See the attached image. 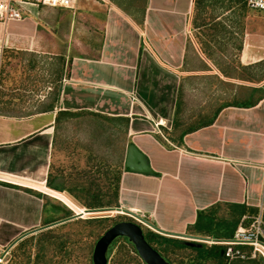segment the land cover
Wrapping results in <instances>:
<instances>
[{
    "label": "crops",
    "instance_id": "0c3cea01",
    "mask_svg": "<svg viewBox=\"0 0 264 264\" xmlns=\"http://www.w3.org/2000/svg\"><path fill=\"white\" fill-rule=\"evenodd\" d=\"M94 2L97 49L69 59L56 111L0 113V250L52 223L50 204L58 198L52 193L69 200L47 184L58 109L98 112L125 125L119 208L146 213L157 232L181 237L201 210L216 204L256 208L261 201L264 78L251 101L223 104L211 123L216 112L177 132L184 79L195 63L188 59L194 0ZM45 7L32 6L26 18L0 23V51L44 45L49 30L41 33L39 19L58 11ZM263 25L247 31L241 61L264 63ZM131 144L151 173L126 167Z\"/></svg>",
    "mask_w": 264,
    "mask_h": 264
},
{
    "label": "rangeland",
    "instance_id": "374dc122",
    "mask_svg": "<svg viewBox=\"0 0 264 264\" xmlns=\"http://www.w3.org/2000/svg\"><path fill=\"white\" fill-rule=\"evenodd\" d=\"M83 2L81 7L57 8L55 13L39 19L41 33L49 30L44 45L0 51L1 114L29 116L38 113L54 101L68 74L69 59L75 54L88 55L97 49L93 37L96 33L91 28L96 3L94 0ZM194 2L188 59L194 57L195 63L194 70L189 71L184 79L183 110L179 113L181 122L177 132L209 119L223 104L251 101L257 94V83L264 78V63H250L254 57L241 61L247 31L255 30L258 22L264 24V12L250 10L245 0ZM45 19H49V26ZM57 127L52 176H59L58 181L68 180V186L77 181L90 184V187L95 182L107 188L108 182L114 180L123 168L125 125L119 120L86 114L63 118ZM52 194L59 198H53L54 203L50 204L52 222L69 213H78L69 200ZM65 194L78 206H83L68 192ZM118 211L123 210L114 208L82 217H109L101 222H93L95 219L86 222L74 217L71 222L39 229L1 249L0 253L7 264H93L97 239L114 223L131 218L125 211ZM230 215L229 207H221L217 222ZM141 225L144 231L157 232L152 226ZM189 234L206 236L195 229ZM175 238L186 240L184 237ZM192 254L189 248H173L169 256L175 264H186ZM108 264L145 262L132 244L120 237L114 244ZM231 264L249 263L234 261Z\"/></svg>",
    "mask_w": 264,
    "mask_h": 264
},
{
    "label": "trees",
    "instance_id": "16d2710c",
    "mask_svg": "<svg viewBox=\"0 0 264 264\" xmlns=\"http://www.w3.org/2000/svg\"><path fill=\"white\" fill-rule=\"evenodd\" d=\"M60 99V88L57 92V95L54 99V101L50 102L41 111H55L56 107L58 106V102ZM218 112L210 118V120L207 123H211L213 119L216 117ZM95 115L98 117L105 118L107 120H114V117L107 116L105 114H101L98 112L88 111V110H82V111H70V110H64V109H58L57 116H56V123L57 126L59 123L63 120V118H66L68 116H78V115ZM126 119V118H125ZM176 124V120H175ZM58 128V127H57ZM53 174V166L51 173L49 175L48 179V186L58 190L60 192L66 191L68 192L73 198L78 200L83 206H78L67 194H63L65 197H67L72 203H74L77 207L80 209L90 208V209H110V208H119L120 207V180H121V171L116 176L114 180H110L108 182L107 188H103L100 184H96L95 182H92V186L90 187V184L85 185L82 182H75L74 185H69V181H58L59 176L54 177ZM68 184V185H67ZM95 184V185H94ZM113 186V187H112ZM112 187V189H111ZM105 189V190H104ZM31 191V189H28ZM223 207L220 204H216L212 207H209L205 210H201L198 215V220L196 224L194 225V228L199 234L206 235L205 237L213 238V239H224L230 237L234 230L236 229L241 217L249 212V213H255L256 208L250 207L245 204L240 205H230L227 206L231 210V215L229 218H220L217 222V213L218 210ZM75 214L69 213L64 218L71 217ZM63 218V219H64ZM109 218V217H105ZM105 218H89V219H83L82 217H78V219L85 220L86 222H90V220H94L93 222H101L104 221ZM103 219V220H100ZM131 219V218H130ZM75 220V219H73ZM72 220H69L67 222H71ZM52 222V221H50ZM65 222V223H67ZM119 222V221H118ZM117 223V222H116ZM64 224V223H63ZM115 224V223H114ZM113 224V225H114ZM110 228V227H109ZM145 236L147 240L171 263L175 264V261L169 256L170 253L173 252V248H189L192 250L193 254L190 256L188 262L186 264H206L207 262H210V264H231L234 261L237 262H247L249 264H264V261L262 258H254V259H248V260H234L232 262H229L222 254L221 249L218 245H207L204 244V246H190L188 245L184 240H181L179 238L171 237L159 232H155L153 230H147L144 231ZM103 235V234H102ZM101 235V236H102ZM100 236V237H101ZM99 237V238H100ZM97 239V241L99 240ZM120 238V237H119ZM117 238L112 245L109 248L108 251V259L112 253L114 244L119 239ZM126 239L130 244L128 238L123 237ZM97 243V242H96ZM134 250L137 252L135 246ZM138 253V252H137ZM13 264V263H12ZM146 264V263H145Z\"/></svg>",
    "mask_w": 264,
    "mask_h": 264
},
{
    "label": "built area",
    "instance_id": "2783aa9c",
    "mask_svg": "<svg viewBox=\"0 0 264 264\" xmlns=\"http://www.w3.org/2000/svg\"><path fill=\"white\" fill-rule=\"evenodd\" d=\"M78 1L79 0H0V23L7 24L13 20H22L26 18L32 6L73 9ZM245 3L250 10L264 12V0H245ZM127 214L138 223L149 227L152 226L147 220L149 218L148 215L142 211ZM205 243L218 245L220 249L223 248V256L229 262L258 257L262 258L264 261V179L261 201L256 207V212L245 213L230 237L224 239L209 238ZM0 263L7 264L2 253H0Z\"/></svg>",
    "mask_w": 264,
    "mask_h": 264
},
{
    "label": "water",
    "instance_id": "95a60500",
    "mask_svg": "<svg viewBox=\"0 0 264 264\" xmlns=\"http://www.w3.org/2000/svg\"><path fill=\"white\" fill-rule=\"evenodd\" d=\"M126 167L133 171L139 172H152V169L149 165V162L145 155L137 149L133 144L129 146V151L126 159ZM88 213L95 212H104L105 209H90L86 208ZM114 210V208L106 209ZM118 210H122L118 208ZM111 212V211H110ZM130 213V212H127ZM84 213H76L71 217H67L55 222H52L48 225L43 226V228L53 227L65 223L69 220H72L74 217H83ZM119 237H126L132 244L135 246L138 254L143 259L146 264H171L146 238L143 226L137 221L122 220L110 228H108L105 233L97 241L94 253H93V264H108V251L112 243ZM181 237H184L185 242L190 246H199L202 247L205 244V241L208 240V237L205 236H195L185 234ZM221 254H224V249L221 248ZM2 264V263H0Z\"/></svg>",
    "mask_w": 264,
    "mask_h": 264
},
{
    "label": "bare ground",
    "instance_id": "6f19581e",
    "mask_svg": "<svg viewBox=\"0 0 264 264\" xmlns=\"http://www.w3.org/2000/svg\"><path fill=\"white\" fill-rule=\"evenodd\" d=\"M70 203L78 210L77 212L78 213H84V216L83 217H86V215H88V214H93V213H88L86 210V208H85V210L84 209H80L79 207H77L74 203H72L71 201H70ZM113 212H115V211H113ZM118 212H120V213H122L123 211H118ZM116 213V212H115Z\"/></svg>",
    "mask_w": 264,
    "mask_h": 264
}]
</instances>
